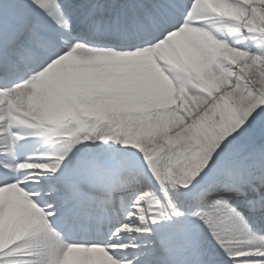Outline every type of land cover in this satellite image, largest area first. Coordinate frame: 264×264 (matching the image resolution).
Returning a JSON list of instances; mask_svg holds the SVG:
<instances>
[{
  "label": "snow or ice",
  "instance_id": "1",
  "mask_svg": "<svg viewBox=\"0 0 264 264\" xmlns=\"http://www.w3.org/2000/svg\"><path fill=\"white\" fill-rule=\"evenodd\" d=\"M0 264H264V0H0Z\"/></svg>",
  "mask_w": 264,
  "mask_h": 264
}]
</instances>
